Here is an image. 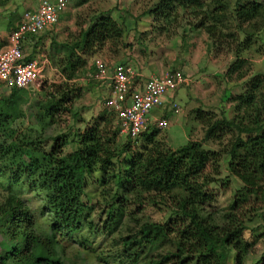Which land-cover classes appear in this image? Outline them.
<instances>
[{"label": "trees", "instance_id": "obj_1", "mask_svg": "<svg viewBox=\"0 0 264 264\" xmlns=\"http://www.w3.org/2000/svg\"><path fill=\"white\" fill-rule=\"evenodd\" d=\"M260 1L158 0L143 13L158 19L175 13L176 8H197L190 13L195 21L189 28L202 30L212 41L227 38L229 51L235 48L233 55L237 59L264 30V1ZM228 4L232 6L228 15L234 21L233 27L239 30L236 34L215 25L225 19ZM244 27L247 28L243 30ZM121 33L116 20L104 13L97 15L81 33L80 54H94L105 43H115ZM68 51L64 55L68 66L64 72L71 78L72 69L84 58L79 54L73 57L74 49ZM243 84V91L231 99L234 116L227 118L221 111L215 117L195 109L196 121L204 128L203 138L212 142L216 139L218 150L205 151L199 161L191 163L185 153L154 140L157 129L152 125L133 139L125 135L123 141H118L119 126L112 111L91 116L71 140L66 135L54 136L47 145L48 140L42 142L39 137L14 136L11 124L17 118L21 98L17 89H8L0 95V185L7 191L21 184L29 190H39L41 210L48 212V225L45 233L34 231L27 209L7 192L0 204V223L5 229L7 224L13 230L20 226L23 245L15 253L0 254V264H62L60 240L83 244L85 238L79 240V234L84 230L92 233L88 190H100L105 199L110 186L113 191L103 232L111 233L114 226L121 224L122 216L133 222L124 223V234L113 243L114 250L104 255L115 264H226L230 252L233 264H242L250 247L243 239L245 222L250 221L245 215L254 212L249 204H264V73L252 74ZM78 90L81 87H72L66 81L55 86L42 102L37 118L49 120L65 105L64 111L68 112ZM70 115L73 119L78 116L77 112ZM70 142H75V148L63 152ZM132 142L138 147L134 153L129 152ZM220 157H225V178H234L239 186L233 190L229 211L218 224L211 211L205 209L214 200L207 186L217 179L201 173V168L206 160L217 163ZM95 174L101 175L100 179ZM129 193L132 197L127 196ZM125 205H129L128 209ZM149 206L163 209L162 221L136 219L135 215ZM162 244L161 251L149 253V247ZM24 251L22 257L8 262L9 254L21 255ZM253 264H264V256Z\"/></svg>", "mask_w": 264, "mask_h": 264}, {"label": "rangeland", "instance_id": "obj_2", "mask_svg": "<svg viewBox=\"0 0 264 264\" xmlns=\"http://www.w3.org/2000/svg\"><path fill=\"white\" fill-rule=\"evenodd\" d=\"M262 1L264 0L260 2ZM35 2L36 0H0V19L3 18L0 26L5 29L7 22L11 21L13 23L16 21L19 13L24 9L26 10V8L30 9L29 7L35 5ZM157 2L158 0H72L75 7L72 17L73 23L70 25L71 28H68V26L63 28V32L68 34L64 36L65 38H58V40L55 37L54 43H48L49 41H46V44H43L44 42L39 43V50L33 53L36 54L37 52L38 56H34V58H39L38 60L42 63V71L32 84L17 91L21 102H19L17 118L11 124L14 130L13 135L25 134L27 137H39L42 142H45V139L48 140L46 144L49 145L51 137L66 135L68 140H71L74 133L82 131L84 124L90 120V117L97 115H92L93 113H91L96 101L95 95L90 94L93 85L92 78L94 77L92 75L95 74L92 61L93 56L95 54H102L101 49L104 48L99 49L94 55L82 56L80 54V40L82 39L80 37L90 22L88 18L89 13L100 11L117 19L119 16L139 15ZM228 6L225 11V19L221 23H215V25L217 29L221 28L227 33L232 32L236 34L239 30L233 27L234 21L228 15L229 8L232 6L230 4ZM193 9L197 10V8ZM193 9L176 8L175 13H170L168 17L166 15L160 16L158 19H153L150 16V32L136 34L137 40H147L148 44L154 45V51H159L158 43H153L154 41L157 40L159 43L165 41L167 43L165 51L168 57L173 54L179 55V50L182 49L181 45L186 43L188 57L186 64L188 67L186 64L183 66L185 69H189V71L186 70L185 72L189 74V77L192 76L193 78H197L201 72L207 73L206 78L208 83L204 85L205 89L203 88V93L199 89L193 88L194 90H192L195 91L196 96H193L191 100L185 97L186 87H179L174 95V100L178 104L179 109L176 113L169 110H164L165 112L161 113V116L167 121V126L164 129L157 130L154 137V140L162 141L170 149L185 153L190 163L199 161V158L202 157L205 151L218 150L216 139L212 142L206 141L203 138L204 128L196 121L195 109H201V111L210 115L212 114L215 117H218L221 111L227 118L234 116L236 112L232 107L233 102L231 99H233L235 94L243 91L242 89L245 85L243 82L249 76L254 73H264V30L260 32L259 39H253L249 48L242 53L240 52L239 57L235 59L233 55L235 48L229 51L225 42L227 38L219 37V40L212 41L202 30L189 28L195 21L190 14L191 11H195ZM173 16H175L174 19L172 18ZM245 28L247 27L242 29L244 30ZM242 29L241 31H243ZM232 46H235V44ZM71 49H74L73 57L79 54L84 60L82 64L72 69L71 78H67V73L64 72V69L68 66L64 58L69 53L68 50ZM28 51L22 47V53L27 54ZM198 68L200 69L198 72H193V75L190 73ZM213 69H216V71ZM211 72H214L213 75H217L214 77ZM63 81L68 82L72 87H81V90L77 92V97L72 100L69 111H64L67 107L65 105L64 109L55 111L51 119L47 120L43 117L39 120L37 113L41 110L42 102L53 93L55 86L61 84ZM7 92L8 89L4 88L0 83V95ZM156 108H160V106L153 107L148 113L149 117ZM260 111H263L262 107ZM72 112H77L78 114L74 119L70 115ZM105 112L108 113V111ZM113 125L114 122L111 128ZM152 127L154 126L152 125ZM223 136L221 135V138ZM124 138L125 135L123 134L117 136L118 141H123ZM75 146V142H70L64 146L62 151H70ZM129 149L130 153H134L138 150V147L133 143L130 144ZM201 173L217 179L207 186L214 194V200L205 209L211 211L209 212L210 215L214 216L219 224L223 216L229 211V203L232 199L233 190L239 186V182L232 177L225 178L227 175L225 157H220V161L217 163H213L212 160H206L201 168ZM95 176L98 179L101 177L98 174H95ZM27 188V185L21 184L19 187H14L7 191L0 185V204L7 192L14 194L20 200L22 206L27 209L34 231L37 230L45 233L48 225V212L43 209L41 210V192L36 189L29 190ZM88 191L89 199H86V202L92 208V233H87L84 230L79 234V240L82 237L85 238L83 244L78 243L77 240H60V244L63 247L61 262L62 264H115L110 259L105 258L104 255L114 250L115 245L113 243H116L118 237L124 234V225H132L133 222L131 220L127 221L122 216L120 218L122 220L119 222L121 224L114 226L111 233L107 234L103 232V220L105 219V211L113 187L110 186V194L105 199L100 196V190L98 189ZM132 195V193H129L127 196L132 197ZM122 204H126V202L122 201ZM249 205L254 209V212H248L245 215L250 217V221L245 222L246 229L243 232V239L250 244V247L249 254L242 264H253L255 259L264 256V204L255 201V203H250ZM128 207L129 205L126 206L127 209ZM238 211L239 209L235 213ZM241 212H243L242 209ZM135 216L139 221L148 220L149 222H156L162 221L165 214L162 208L149 206ZM3 217L6 218V216ZM7 225L9 227L5 229L0 223V254L9 251H13L10 253H15V249H21L23 245V240L19 233L21 227L18 226L17 229L13 230L10 224ZM10 228L13 230L14 236L11 235ZM162 246L164 244L157 247L151 246L148 251L149 253H157L161 251ZM24 254L25 251L21 255L9 254L8 262L12 263L15 258L18 256L22 257ZM232 258L233 252H230L226 259V264H233Z\"/></svg>", "mask_w": 264, "mask_h": 264}, {"label": "built area", "instance_id": "obj_3", "mask_svg": "<svg viewBox=\"0 0 264 264\" xmlns=\"http://www.w3.org/2000/svg\"><path fill=\"white\" fill-rule=\"evenodd\" d=\"M68 3L69 0H36L32 8L22 12L19 21L9 31L6 44L0 47V83L4 88L24 89L40 76L42 63L36 58L23 59L21 40L51 27ZM93 65L96 77L103 78L106 68L102 60L95 58ZM110 79L111 92L104 105L115 112L119 134L131 139L147 125H153L157 130L166 128L165 119L149 120L147 115L153 107L162 104L165 93L188 81L181 71L166 70L159 76L147 79L140 90H130L129 69L122 64L114 65ZM167 109L176 113L179 106L176 102H170Z\"/></svg>", "mask_w": 264, "mask_h": 264}, {"label": "crops", "instance_id": "obj_4", "mask_svg": "<svg viewBox=\"0 0 264 264\" xmlns=\"http://www.w3.org/2000/svg\"><path fill=\"white\" fill-rule=\"evenodd\" d=\"M33 6L34 5H31L29 8H32ZM23 11H25V9ZM23 11L19 13L16 21H14L13 23L11 21L9 23L7 22L5 27L6 30L0 26V32H1L0 47L6 44L9 31L19 21V18ZM74 11H75V7L72 3V0H70V2L67 4L65 9L58 15L57 21L51 27L45 29L44 31L36 35L25 36L21 40V53H22V47L29 51L27 54L22 53V57L25 59H32L34 58V56L37 57L38 56L37 52L36 54L33 53L34 51L39 50L40 48L38 46L39 43L44 42L43 44H46V41H49L48 43H54L55 37L57 40L58 38H65L64 36L67 35L68 33L67 34L66 32L64 33L63 28H66L67 26L68 28H71L70 25L71 23H73L72 17ZM101 13L102 12L100 11L89 13L88 18L92 20ZM2 19L3 18L0 19V22H2ZM112 19L116 20L117 22H120L119 24L122 27V33L115 43L107 42L104 44V46H102V48L104 47L103 49H101L102 54L99 55L95 54L96 56L93 54L94 55L93 60L95 58H99L104 63L106 68V75L103 78L96 77V69H95V74L92 75L95 78L94 77L92 78L93 85L90 94L95 95L96 97V101L94 103V107L91 112L93 113L92 115L94 114L96 115L100 112L106 113L105 111L108 112L112 111L111 109L107 108L104 105V101L108 99L110 96V92H111L110 75L112 68L116 64H122L129 69L130 90H140L147 79H149L152 76H159L166 70H179L187 77L188 81L186 83L177 86L176 89L171 92L165 93V95L162 97V104L160 105V108H156L153 114L150 115V117L147 115L149 120L165 119L164 117L161 116V113L165 112L164 110H168L167 109L168 103L176 102L174 100V95L180 86L186 87L187 91L185 93V97L188 100H191L193 96H196L195 91H193L195 88L197 90L199 89V91L203 93V88L205 89L204 85L208 83V80L206 78L207 73L201 72V74L197 78H193L192 76L189 77L188 76L189 74L185 72L186 70L189 71V69H185V67L183 66L187 63V59H188L186 45H185L186 43H184V45L183 44L181 45L182 49L179 50L180 51L179 55L173 54L172 56L168 57L166 55L167 52L165 51V47L167 46V43L165 41L160 43L157 40L154 41L153 43H158L159 46V51H154L155 48L154 45L148 44L147 40H141V39L137 40L138 39L136 37L137 33L148 32V31L150 32L149 25H151L150 24L151 18L148 14L142 12L139 15H130L125 17L119 16L117 19L112 17ZM199 70L200 69L198 68L195 69L194 71H191L190 73L193 75L194 74L193 72H198ZM213 70L216 71V69ZM213 74L214 72L212 73V75ZM216 75L217 74L213 76L215 77ZM169 122H170V118H169ZM118 126H119V122H118Z\"/></svg>", "mask_w": 264, "mask_h": 264}]
</instances>
